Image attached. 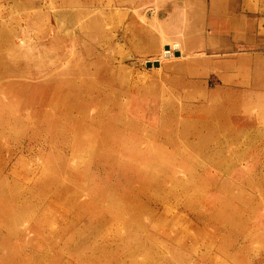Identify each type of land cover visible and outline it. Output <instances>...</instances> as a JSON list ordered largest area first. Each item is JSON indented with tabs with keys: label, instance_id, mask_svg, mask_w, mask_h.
<instances>
[{
	"label": "rangeland",
	"instance_id": "1",
	"mask_svg": "<svg viewBox=\"0 0 264 264\" xmlns=\"http://www.w3.org/2000/svg\"><path fill=\"white\" fill-rule=\"evenodd\" d=\"M217 1L0 0V264H264V20Z\"/></svg>",
	"mask_w": 264,
	"mask_h": 264
},
{
	"label": "crops",
	"instance_id": "2",
	"mask_svg": "<svg viewBox=\"0 0 264 264\" xmlns=\"http://www.w3.org/2000/svg\"><path fill=\"white\" fill-rule=\"evenodd\" d=\"M250 0H218L216 11L213 13L215 16H209L210 12L207 8V19L206 22L216 24V29L218 32H235L237 29L241 31L240 24L244 31L259 30V26H253V22L256 24L262 19L264 20L263 15L259 13L261 9H264V0H258L256 3L258 13L253 14L250 11ZM252 17H255V21L252 20ZM253 21V22H252ZM252 22V23H251ZM229 36V35H228ZM221 38V37H220ZM221 39L234 40L233 38L226 37L225 35ZM236 45V43H232Z\"/></svg>",
	"mask_w": 264,
	"mask_h": 264
},
{
	"label": "bare ground",
	"instance_id": "3",
	"mask_svg": "<svg viewBox=\"0 0 264 264\" xmlns=\"http://www.w3.org/2000/svg\"><path fill=\"white\" fill-rule=\"evenodd\" d=\"M168 49V48H167ZM167 55H169V53H167ZM159 63V61H154V62H148V65H156V64H158ZM4 197V196H3Z\"/></svg>",
	"mask_w": 264,
	"mask_h": 264
}]
</instances>
